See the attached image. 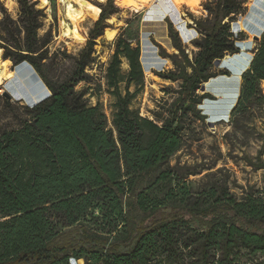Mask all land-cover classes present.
Instances as JSON below:
<instances>
[{
    "label": "trees",
    "instance_id": "16d2710c",
    "mask_svg": "<svg viewBox=\"0 0 264 264\" xmlns=\"http://www.w3.org/2000/svg\"><path fill=\"white\" fill-rule=\"evenodd\" d=\"M98 2L106 4L86 47L56 86L45 70L53 41L51 31L40 36L45 12L33 0H19L13 19L0 3L3 59L29 64L52 94L35 106L0 94V264H264V195L239 199L230 191H188L187 184L163 199L153 191L177 181L169 165L184 146L188 114L205 121L197 106L212 98L198 91L217 76V60L240 52L245 35L236 36L232 24L240 19L241 30L249 29L247 0L203 4L208 17L195 20L201 39L193 60L171 26L179 54L170 57L176 69L165 78L181 89L169 117L155 112L151 120L132 109L145 74L141 48L122 34L104 77L114 99L112 127L102 105L85 98L89 90H76L91 79L96 41L118 13L116 0ZM263 81L264 33L242 76L234 123L248 105L264 109Z\"/></svg>",
    "mask_w": 264,
    "mask_h": 264
},
{
    "label": "rangeland",
    "instance_id": "374dc122",
    "mask_svg": "<svg viewBox=\"0 0 264 264\" xmlns=\"http://www.w3.org/2000/svg\"><path fill=\"white\" fill-rule=\"evenodd\" d=\"M18 1L0 0V3L4 5L13 19H17L19 15ZM33 1L38 3V8L42 9L46 15L40 36L43 37L49 31L53 36V41L48 46L49 55L45 70L51 83L56 86L71 76L75 69L76 58L86 47L90 31L99 18L98 15L102 10L100 6L106 3H100L99 0H85L90 4L91 10L86 14L83 21H77L74 17L71 19V16L76 12L75 4L79 5L80 3L82 7L79 0ZM122 1L125 7L118 5L116 0L118 13L111 17L112 22L106 21L105 34L108 30L114 32L113 39L107 38L104 34L96 41V54L93 55L95 61L87 69L91 79L88 80V83L83 82L76 87L77 91L89 90L85 98L90 101V104L96 106L99 102L102 105L110 127H112L111 106L114 99L108 93L104 77L107 65L115 51V43L119 37L123 34L124 39L132 43V47L139 46L141 48V65L145 74V87L133 100L132 109L139 111L143 117L151 120L156 119L155 112H162L164 116L169 117L168 111L179 97L178 92L181 89V82H173L165 78L170 71L176 69L170 57L179 54L174 46L171 26L174 33H177L185 52L193 60L194 55L199 51L194 43L201 39L196 31L195 20L208 17V12L203 6L207 0L202 2L200 14L192 13L183 5L180 8V16H174V20L170 15L163 19L159 18L162 16L159 7L153 11L149 10L146 16L147 10L158 4L156 0ZM246 7L247 13L244 17L247 22L246 27L249 29L246 32L241 30L240 24H238L239 19L237 23L232 24V32L236 36L239 33H244L245 40L242 42L252 43L253 47L251 46L249 53L254 57L259 43L255 40V37L261 38L264 33V0H247ZM1 12L0 4V20L2 19ZM150 13H152V16ZM91 15L92 17H90ZM180 24L182 26L179 32L177 27ZM73 30L84 37L86 41L77 44L71 38L63 36L65 31L72 33ZM193 30L197 33L194 37ZM122 69L124 74L129 71V65L125 60ZM10 70L14 72L15 77L9 82V86L4 85L0 88V94L6 91L15 94L10 86L19 85L22 92L20 95H13V101H20L23 106H35L51 97V92L29 64L14 66L11 62ZM225 71L230 75H224ZM212 72L217 76L210 79V81L218 77L220 80L225 81L224 76L231 77L228 69L216 67L215 65ZM235 79L236 76H234ZM237 88H240L239 93L241 94L242 77ZM238 89L236 104L229 114L230 118L228 117L227 120L221 119L220 116L224 110L222 111L221 106L218 105L223 95L219 92L223 91H217L216 95L213 92L209 93L212 99L208 100L213 101L206 100L207 103L210 102V105H207L208 111L204 107V101L197 106L200 114L205 117V121L196 119L191 113L188 114L186 124H190V127L186 129L184 146L180 152L172 157L169 165L177 168V181L174 178L159 187V189L153 190L157 191L154 195L158 199H163L167 191H171V189L178 191L183 184H187L188 191H210L212 189L230 191L239 199L248 194L264 195V109L261 110L258 106L248 105L242 109L241 114L238 116V122L234 123L232 114L240 99ZM131 91H134V88ZM198 94L204 95L200 90ZM205 112L214 123L213 125L209 124V117ZM249 160L253 164L248 162ZM253 165L258 166L259 169H256ZM178 181H181V183L178 184ZM71 264L85 263L84 261H73Z\"/></svg>",
    "mask_w": 264,
    "mask_h": 264
},
{
    "label": "bare ground",
    "instance_id": "6f19581e",
    "mask_svg": "<svg viewBox=\"0 0 264 264\" xmlns=\"http://www.w3.org/2000/svg\"><path fill=\"white\" fill-rule=\"evenodd\" d=\"M79 1H81L82 7L80 6V3H79V5L75 4L76 12L73 13V16H71V19H72V17H74L77 21H83L85 19L86 14L88 12H90V10H91L90 7L91 6L85 0H79ZM201 1H204V0H156V3H158V4L153 5L151 7V9H149V10L153 11L154 9L156 10L159 7V10H160L159 12L162 15L159 18L163 19V18H166L167 16L170 15L171 18L173 19V18H175L174 16H177V17L180 16V8H181V6L184 5L192 13H196V15H197V14H200V9H201L200 3H201ZM164 4L166 5V7H165ZM76 6H79V7H76ZM149 10H148V12H149ZM66 12H67V10H66ZM151 14L152 13H150V15ZM108 21L112 22L113 19H108ZM114 34H115L114 32H109V30H108V31H106L105 35H106L107 38L113 39ZM63 36H65L67 38H71L77 44H81V43H84L86 41V39L84 37L78 35L77 32H75L74 30H73L72 33L69 32V31H65ZM2 54H3V50L0 49V88L3 87L4 85L9 86V82L12 81L14 79V77H15L14 72L12 70H10L11 62L9 60H4L3 57H2ZM252 57H253L252 54H250L249 52H245V54L243 55V58H242L241 62L239 63V65H243L246 68L249 67L250 63H251V60H252ZM233 59H235V58H232V56H226V58L224 59V62L229 67H233L234 64L231 63L233 61ZM224 79H226L225 81L235 82V81H239L240 77L236 76V79L234 80V76L233 77L232 76L231 77H227V76L225 77L224 76ZM233 87H234V89H238L236 85L233 86ZM261 87H262V90L264 91V81L262 82ZM10 89L12 90V92L15 93L14 95H20V93L22 92L20 87H19V85H15V86L11 85ZM234 89H232V91H230V92H225V91L219 92V93L223 94V95L221 94L222 97H221L220 101L218 102L219 104L217 103L218 105L221 106L222 111L224 110L222 112V115L220 116L221 119L227 120L232 108L236 104V96H237L236 92L237 91L234 90ZM42 90H44V88H42ZM207 101H212V100H207ZM208 104L210 105V102L207 103L205 101L204 102V107L207 108ZM207 111H208V108H207ZM224 120H221V121H224Z\"/></svg>",
    "mask_w": 264,
    "mask_h": 264
},
{
    "label": "water",
    "instance_id": "95a60500",
    "mask_svg": "<svg viewBox=\"0 0 264 264\" xmlns=\"http://www.w3.org/2000/svg\"><path fill=\"white\" fill-rule=\"evenodd\" d=\"M182 25L180 24L177 29L179 31L180 27ZM180 32V31H179ZM181 34V33H180ZM194 35H197V33L193 30V37ZM192 40V39H191ZM190 40V41H191ZM255 40L257 42H259L261 40L260 37H255ZM238 48L240 49V52L238 54H235V55H232V58H235L233 59V61L231 62L232 64H234L233 67H229L225 62L224 60H217L214 65L216 67H221L223 69H228L231 73V76H239L240 77V80L239 81H235V82H229V81H224V80H220L219 77L216 78V79H213L211 81H209L206 85H203L200 89V91L203 93V94H209L211 92H213L215 95L218 93L217 91H225V92H230L232 91V89H234L233 86H239L240 85V82H241V77L243 76V74L250 68L249 67H244L243 65H239V63L241 62L242 58H243V55L245 54V52H249L250 49H251V46H252V43L251 42H240L238 43ZM254 57H252V60H253ZM252 60H251V63H252ZM141 63H142V57L140 59ZM250 63V64H251ZM237 64V65H236ZM226 77V76H225ZM237 91V89H234ZM240 88L238 89V97H240ZM3 95L8 98V99H13V95L12 93H9V92H4ZM208 100V99H206ZM204 100V102L206 101ZM213 101V100H212ZM43 102V101H41ZM205 111V110H204ZM205 114L208 116V114L205 112ZM209 117V116H208ZM230 118V116H229ZM209 124L210 125H213L214 123L210 120V117H209Z\"/></svg>",
    "mask_w": 264,
    "mask_h": 264
},
{
    "label": "crops",
    "instance_id": "0c3cea01",
    "mask_svg": "<svg viewBox=\"0 0 264 264\" xmlns=\"http://www.w3.org/2000/svg\"><path fill=\"white\" fill-rule=\"evenodd\" d=\"M202 2H203V1H201V3H200V6L202 5ZM148 10H149V9H148ZM148 10H147V13H146V15H148ZM43 101H44V100H43Z\"/></svg>",
    "mask_w": 264,
    "mask_h": 264
}]
</instances>
